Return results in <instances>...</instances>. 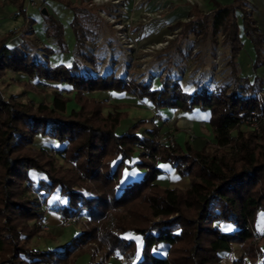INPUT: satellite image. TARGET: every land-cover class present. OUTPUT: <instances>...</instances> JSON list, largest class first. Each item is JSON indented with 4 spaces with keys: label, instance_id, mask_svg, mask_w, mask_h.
I'll use <instances>...</instances> for the list:
<instances>
[{
    "label": "trees",
    "instance_id": "trees-1",
    "mask_svg": "<svg viewBox=\"0 0 264 264\" xmlns=\"http://www.w3.org/2000/svg\"><path fill=\"white\" fill-rule=\"evenodd\" d=\"M209 1V12L192 9L191 18L179 19L177 25L191 45L207 42L228 49L229 84L205 85L194 79L191 89H185L180 77L168 74L155 86L154 79L135 84L126 74L117 76L113 68L102 73L97 53L85 51L81 44L82 38L93 37L98 16L70 1L66 4L73 12L76 46L68 63L40 60L29 34L23 43L0 44V72L10 69L30 79L64 83L73 91L70 97L56 91L50 103L36 109L0 98V264H66L89 241L96 245L91 256L100 249L106 256H121L124 264H221V252L241 242L243 250L232 264H256L252 237L256 218L264 212V123L259 134L253 129H237L234 134L233 129L250 110L264 114V75L255 72L250 80L238 74L236 58L242 44L237 12L243 33L255 47L253 71L264 61V36L245 9L247 0ZM43 18L46 35L65 50L61 22L50 13H43ZM176 50L182 55L180 44ZM47 51L51 52L48 47ZM130 83L138 98L157 110L209 109L211 141L202 147L189 140L158 144V125L139 133L145 122L141 119L117 133L126 112L112 110L104 116L103 102L86 92L122 91ZM70 99L78 107L66 112ZM36 135L59 141L58 152L69 166H55L54 154L45 149L37 153L45 165L23 157V148ZM164 166L185 175L188 185H160L156 177L164 173ZM49 199L63 218L83 214L87 228L65 247H32L29 242L44 222L42 205ZM260 237L264 240V231ZM262 256L258 264H264V251Z\"/></svg>",
    "mask_w": 264,
    "mask_h": 264
},
{
    "label": "rangeland",
    "instance_id": "rangeland-1",
    "mask_svg": "<svg viewBox=\"0 0 264 264\" xmlns=\"http://www.w3.org/2000/svg\"><path fill=\"white\" fill-rule=\"evenodd\" d=\"M68 1L79 6L83 5L93 15L97 14L98 16L97 27H95L93 37L82 38L81 44L85 51L97 53L100 62L99 69L102 73L110 71L113 68L117 76L124 77L126 74L129 79L134 80L135 84H138V82H141V84L151 82L154 79L153 84L155 86L161 80L165 79L168 74V76L180 77V83L185 89H191V84L194 79H201L205 85L208 83L209 85L231 83L232 77L229 74V67L226 63H220V66L214 67V63L211 60L212 56L215 57V51L217 52L221 48L222 58L220 61H225L227 48L221 44L213 48L206 42L204 45L195 44L194 47L193 45L190 46V41L183 39L184 36L182 35L172 43L166 44L161 50H152L150 47L151 44L156 43L160 39H164V33L169 32V29H171L167 25L166 27L164 26L167 24L168 19L169 21L171 20L170 16L172 12L170 9L174 10V7H166L163 3L158 8H154L153 4L149 3V0H120V6H124L126 12L120 10L119 4H113L110 1H107L103 5L94 4L90 6L88 5L90 0H79V2L77 0H44L36 3L35 6H31L29 5L30 0H0V44L13 46L14 44L23 43L24 37L26 34H29L32 37L31 41H33L31 47L37 55H41L40 60L47 59L51 64H55V62L68 63L74 55L73 51L76 46V40L74 39L70 24L73 14H71L72 10L66 4ZM19 2H21L20 8L17 7ZM51 3L53 4V8H50ZM41 7H44L47 13L53 14L61 22L63 28L66 27L63 32V38L66 40L65 50H60L57 47L56 40L46 35L45 29L47 27L43 13H41ZM56 8L63 9L67 12L63 18L64 22L53 12ZM70 10L71 12H69ZM70 14L71 16L69 17ZM26 15L28 20L25 18ZM120 24L124 26L120 28ZM10 30L12 32L8 33ZM179 44L182 49V55L176 50ZM47 47L51 52L47 51ZM103 48L104 51H102ZM202 62L207 63L206 65L209 66L206 68L211 76V78H207V81L204 80L206 83L202 80V76L200 78L193 77L196 70L200 68V70H203L202 68H205L201 66ZM85 66L91 67L90 69L92 70L95 69L90 64H86ZM213 67L215 68L214 70ZM257 69L260 72L259 74H261L263 71L262 64ZM262 84L264 87V79ZM130 85L131 87H126L122 91L97 89L86 92V94L89 98L98 99L103 102L101 113L104 116L112 110L126 112L125 116L120 119L117 125V133H121L126 127L141 119L145 122L144 124H140L137 130L139 133L144 132V127H152L153 123L158 125V134L155 137L158 144L164 143L163 141L168 134L167 128L169 126L173 127L177 132L176 143L189 140L188 132L185 131L189 126L188 124L183 125L182 119L178 117L177 119L165 117L164 114H167L168 111L165 112L164 110L168 106L157 110L156 106L152 105L146 99L138 98V93L134 88L135 85L131 83ZM56 91L64 97H70L73 94L72 88L64 83L59 84L56 82H45L43 79L39 81L38 79H30L26 75L19 74L10 69H6L4 73L0 72V98L4 97L5 100L11 102L18 100L24 103V105H31L32 109H36L39 104L50 103ZM70 107H78L73 99L67 102L66 112L70 111ZM263 123L264 119L261 125ZM199 124L196 121H194L193 125L191 124L195 137L189 141L194 146L202 147L204 143L211 141L213 132L208 122L205 126L207 132L202 136ZM261 125L259 132L253 129L256 134L262 132ZM237 129L250 130L252 126L248 124L237 125L233 129L234 134L238 131ZM61 146L60 142L55 139L48 138L45 135H36L34 142H30V144L23 148L22 156L28 158L33 157L39 164L45 165L44 160L38 159L37 157L38 150L45 149L48 151L47 153L54 154L55 166L61 165V167H66L69 164L58 152V148ZM164 167V173L156 177L160 185H170L171 187L180 188L188 185V178L185 175L180 176L179 173L170 167ZM42 206L45 209L44 222H42L38 235H34L29 242V245L32 247L62 248L65 244H68L72 236L87 228L84 222L87 218L83 214L79 213L78 215L74 214L73 216L63 218L61 214L54 211L52 209L54 199H49V202ZM263 231L264 212L258 214L255 227L253 228L252 243L253 251L256 253L254 255V262L256 264L263 259L264 240L260 237ZM6 239H8L7 235ZM87 245V248H81L82 251L76 250L70 262L66 264H124V258L121 256H106L104 251L100 249H96L95 254L91 256L89 252L91 251L92 253L96 245L91 241ZM242 250L241 242L232 243L230 249L221 252V264H232V259L239 256ZM246 261L251 262L248 258H246ZM44 264H51V262Z\"/></svg>",
    "mask_w": 264,
    "mask_h": 264
},
{
    "label": "crops",
    "instance_id": "crops-1",
    "mask_svg": "<svg viewBox=\"0 0 264 264\" xmlns=\"http://www.w3.org/2000/svg\"><path fill=\"white\" fill-rule=\"evenodd\" d=\"M79 2V0H77ZM171 3L170 8L173 6V9H170L172 14L170 16L171 20L169 21V19L167 20V26L171 27V29H169V32L176 30L178 28V33L179 36H182V32L180 30V26L177 25V20H181V21H187L191 18L192 14H190V11L192 9H194L196 11L197 14L200 13H204V12H209L210 9H212V4L209 0H191L190 2L186 1V0H168ZM220 1V3L222 4H228L231 2V0H218ZM151 4H153L152 2H149ZM50 8H53V4H50ZM153 7L156 8L158 7L157 5L153 4ZM57 9V8H56ZM53 10V12L59 17V19L61 21H63L64 16L67 14V12H65V10L63 9H57V11ZM248 13H250V15L253 17V19H255V26L258 29V33H262L264 36V0H247V5L245 8ZM67 10V8H66ZM71 12V10L69 11ZM71 14H73V12H71ZM71 14L69 15V17L71 16ZM237 17L239 20V25H240V41L242 44V49L239 50V53L237 54V58L236 60L238 61L237 63V67L239 70V75L240 76H244L249 78L250 80H252L253 76L256 73H260L258 72V69L256 71H253L252 69V63H254L255 61V47L253 45V43L251 42V40L249 39V37L247 36V34L243 33L242 29H241V22L242 20L240 19V13L237 12ZM69 19V18H68ZM64 22V21H63ZM166 25L164 27H166ZM177 25V26H175ZM65 28H63V32L65 31ZM65 34V33H64ZM195 47V44H192ZM190 44V46H192ZM264 46V44H263ZM189 47V46H188ZM200 50V49H199ZM218 50H220V52L222 53V49L219 48ZM226 50V49H225ZM228 50V49H227ZM264 50V48H263ZM215 51V50H214ZM212 51V52H214ZM227 53V51H226ZM213 56L211 58V60H213ZM221 58H222V54H221ZM221 62L224 64L226 63L225 61L223 62L221 60ZM207 64V63H206ZM205 62L203 64H201V66L205 67L204 65H206ZM262 66H263V71L261 72V74L264 75V61L261 62ZM260 64V65H261ZM264 79V76H263ZM123 100V99H121ZM165 112H167V114H164L165 117H169L170 119H177L181 118L180 120L183 122V125H193L194 121H196L198 124L200 121H204L205 123H208V119L210 118V110H200L198 109L196 106L192 109V111L188 112V111H184L183 109H179V108H171L169 109L168 107L164 110ZM44 264V263H43Z\"/></svg>",
    "mask_w": 264,
    "mask_h": 264
},
{
    "label": "built area",
    "instance_id": "built-area-1",
    "mask_svg": "<svg viewBox=\"0 0 264 264\" xmlns=\"http://www.w3.org/2000/svg\"><path fill=\"white\" fill-rule=\"evenodd\" d=\"M39 1H44V0H30L29 5L35 6L36 3H38ZM107 1H110L113 4H117V5L119 4V6L121 4L120 0H90L88 2V5H90V6H92L94 4L103 5ZM186 1L190 2L191 0H186ZM149 2H152L154 5H157V6H161L164 3L166 7H170V2L168 0H149ZM120 10H124L126 12V10L124 9V6H120ZM25 18H27V15L25 16ZM26 20H28V18ZM122 26H124V25L120 24V28H122ZM178 37H179L178 28L176 30L171 31V32H167V33L165 32L164 35H163L164 39H160L154 44L150 43L151 44L150 47L154 51L155 50H161L162 48L165 47L166 44L168 45V44L172 43ZM102 51H104V48L102 49ZM37 53H38V51H37ZM39 54H41V53L39 52ZM39 56L41 57V55H39ZM220 59H221L220 50L217 51V52L215 51V57L212 60V62L214 63V67L215 66H220V63H222L220 61ZM206 67L208 68L209 66L206 65L205 68H202L203 70H200L201 68L196 70V72H194V74H193V77L196 76V78L197 77L200 78V76H202L203 77V79H202L203 81L204 80L207 81V78H211L210 73H209V71H208V69ZM214 67H213V70L215 69ZM209 80L211 81V79H209ZM263 119H264V114L262 115V114L258 113L257 111L250 110L248 114H245L242 118L239 119V124L251 125L252 129H254L256 132H259L260 131V125L263 122ZM199 126L201 127L200 131H202L201 135L203 136V134L207 132L206 128H205L206 123L204 121L200 122ZM167 130H168V134L165 136L163 142L166 143V144H170V146H174L175 143H176V134H177V132L175 131V129L173 127H170V126L167 128ZM185 131L188 132V134H187L188 135V139L189 140H193V138L195 137V133L192 131L191 125H189L185 129Z\"/></svg>",
    "mask_w": 264,
    "mask_h": 264
},
{
    "label": "water",
    "instance_id": "water-1",
    "mask_svg": "<svg viewBox=\"0 0 264 264\" xmlns=\"http://www.w3.org/2000/svg\"><path fill=\"white\" fill-rule=\"evenodd\" d=\"M41 12L46 14L47 10L44 7L43 8L41 7Z\"/></svg>",
    "mask_w": 264,
    "mask_h": 264
}]
</instances>
